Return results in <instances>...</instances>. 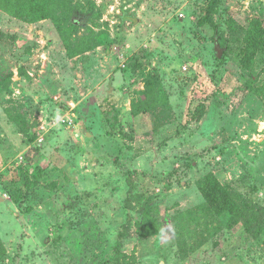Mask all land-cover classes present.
I'll use <instances>...</instances> for the list:
<instances>
[{
  "label": "rangeland",
  "instance_id": "374dc122",
  "mask_svg": "<svg viewBox=\"0 0 264 264\" xmlns=\"http://www.w3.org/2000/svg\"><path fill=\"white\" fill-rule=\"evenodd\" d=\"M53 1L60 29L0 3V264H264V231L231 227L199 190L213 172L239 205L264 208V52L247 59L241 41L264 0ZM54 30L65 49H51ZM114 87L135 122L99 101ZM225 106L204 119L214 136L187 137Z\"/></svg>",
  "mask_w": 264,
  "mask_h": 264
},
{
  "label": "trees",
  "instance_id": "16d2710c",
  "mask_svg": "<svg viewBox=\"0 0 264 264\" xmlns=\"http://www.w3.org/2000/svg\"><path fill=\"white\" fill-rule=\"evenodd\" d=\"M1 2L3 3V7L0 5L2 9L5 10L4 7H10V9L8 8V11L6 10V13H8L13 18L29 24L38 23L45 20H52L55 23V26L60 29V24L58 21L59 15L55 11V8H53V0H0V3ZM73 12L77 13L78 8L72 6L70 8V12L65 15L66 18H69L71 14L73 15ZM87 15L89 14L87 13ZM210 22L214 28H217V25L214 24L212 19ZM233 23L236 24L235 22ZM71 27L77 29L80 27V23L73 20ZM241 33L244 36L241 38V41L246 47L245 57L247 59L250 57H255L258 53L264 52L263 20H255L248 30L241 29ZM220 39L222 40V37H220ZM218 41L221 43L220 40ZM101 43L102 45L105 44V38L101 39ZM221 45L222 47L227 48V45ZM250 92L257 96L263 95L262 91L260 90H252ZM203 116L204 115L198 119L201 120ZM189 125L190 124H185L179 127L175 138L180 137L184 131H187ZM28 139L32 142L31 138ZM171 140L172 138H168L164 142L166 143ZM139 173L140 172L126 174V182L128 184L129 190L128 196L124 202V208L129 212L134 211L135 209V199L142 198L140 196L142 194H134L136 191V183L140 176ZM199 190L206 199V202L212 205V207H214L218 213H231V227L244 228L246 234L251 238H256L258 233L264 231V208L257 206L256 203L251 201H246V203L242 206L239 205L232 199L231 195H228V189L226 185H223L213 172H209L203 177ZM133 222V217L129 215L126 223L122 226V231L120 232L118 240L114 246V255L116 258L123 256V250L126 246V242L132 237Z\"/></svg>",
  "mask_w": 264,
  "mask_h": 264
},
{
  "label": "crops",
  "instance_id": "0c3cea01",
  "mask_svg": "<svg viewBox=\"0 0 264 264\" xmlns=\"http://www.w3.org/2000/svg\"><path fill=\"white\" fill-rule=\"evenodd\" d=\"M44 22H48V21L38 22L36 24H39V23L42 24ZM31 25L33 26L35 24H31ZM49 34H51V38L49 39V42H51V49H58V48H60V46H62L63 49H65L63 44H62L63 41L61 39V36L59 35V33L56 30L51 31V33H49ZM63 54L66 55V52H63ZM44 57H46V54H45ZM118 78H119V80L121 79L120 77H118ZM115 92H117V90L114 87V88H112V94H115ZM122 93L123 92L121 91V93L118 94L119 96L117 94H115L117 98L116 97L113 98L114 100L113 99L108 100L107 98L102 100L103 99L102 98L99 101L111 102L112 105L114 106L115 110H116V115L119 116L120 123H122V125H125V121L127 119H130L129 121H134L135 122V110L133 108V102H131V99H129V98L127 99V97L122 99V95H121ZM124 94H125V92H124ZM112 100H113V102H112ZM218 107H220V106H218ZM218 107H216L215 110H212L210 108L205 109L206 112H205L204 116L202 117V119L199 120V123H198L199 125H201V129L198 130L196 134H194L195 133L194 130L192 132L190 131L189 135L187 137H190V139L195 140V139H199V138H202V137L206 138V137L214 136L215 133L214 132L211 133V127H208V125L205 124V120L204 119H207L208 117L209 118H214V120L218 123L217 119L220 120V118L217 117L218 115H216V114H219L221 112H225L226 106L223 107V108H218ZM99 117H102V116H99ZM223 117H225V116H223ZM68 123L73 126L71 121H69ZM217 123L213 124V125H215V127H216ZM221 123H223V119L221 120ZM125 132H126V130L123 131V133H125ZM44 140L45 139H41V142L44 141ZM185 142H186V140H185ZM129 145L131 147H133L135 145V141H130ZM146 150H147V148H146ZM149 153L152 154V152H150V151L139 152L138 155L135 156V157H137V162H139V160H141V159H145L148 156ZM135 157H134V159H135ZM138 169H140V168H138ZM139 171H141V170H139Z\"/></svg>",
  "mask_w": 264,
  "mask_h": 264
},
{
  "label": "water",
  "instance_id": "95a60500",
  "mask_svg": "<svg viewBox=\"0 0 264 264\" xmlns=\"http://www.w3.org/2000/svg\"><path fill=\"white\" fill-rule=\"evenodd\" d=\"M222 56H223V53H222V52H220L219 58L221 59V58H222Z\"/></svg>",
  "mask_w": 264,
  "mask_h": 264
},
{
  "label": "built area",
  "instance_id": "2783aa9c",
  "mask_svg": "<svg viewBox=\"0 0 264 264\" xmlns=\"http://www.w3.org/2000/svg\"><path fill=\"white\" fill-rule=\"evenodd\" d=\"M182 17V16H181Z\"/></svg>",
  "mask_w": 264,
  "mask_h": 264
}]
</instances>
